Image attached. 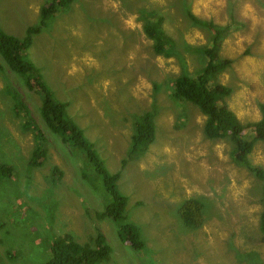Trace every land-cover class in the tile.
Masks as SVG:
<instances>
[{
  "label": "rangeland",
  "instance_id": "374dc122",
  "mask_svg": "<svg viewBox=\"0 0 264 264\" xmlns=\"http://www.w3.org/2000/svg\"><path fill=\"white\" fill-rule=\"evenodd\" d=\"M47 3L0 0V28L23 38ZM146 11L163 17V29L178 44L172 56L154 53L142 29ZM187 11L219 27L243 24L222 40L219 57L232 64L216 81L231 89L224 100L241 124L260 119L264 0H73L33 38L28 60L53 100L65 105L64 118L93 146L106 175H120L125 223L137 228L144 246L122 242L120 223L98 220L113 201L106 176L77 146L47 129L41 96L5 69L0 166L13 171L0 177V264H44L52 243L65 234L93 246L97 233L111 248L109 259L97 264H264L263 182L232 161L233 144L204 135L205 116L196 106L173 99L174 80L203 68L206 60L194 49L208 46L213 35L206 24L193 26ZM20 100L25 115L14 110ZM145 113L155 125L154 141L131 152L135 121ZM34 131L45 147L44 163L35 169L28 164ZM244 136L252 139V129ZM248 162L264 170V142L254 143ZM188 201L201 205L199 218ZM186 213L201 226L187 225Z\"/></svg>",
  "mask_w": 264,
  "mask_h": 264
},
{
  "label": "trees",
  "instance_id": "16d2710c",
  "mask_svg": "<svg viewBox=\"0 0 264 264\" xmlns=\"http://www.w3.org/2000/svg\"><path fill=\"white\" fill-rule=\"evenodd\" d=\"M72 2L73 0H50L49 4L47 3L40 9L39 22L34 26L28 27L23 38L9 36L0 28V70L8 69L10 72L25 78L27 91L38 93L42 98L40 116L47 129L54 134L60 135L65 142L77 146V149L81 150L86 159L94 164L97 172L106 176V189L113 201L103 213L97 214V218L98 220L109 218L113 222L120 223L121 231L119 237L122 242L130 243L133 249H140L139 247H143L144 243L140 239V235L134 231L137 228L125 223L124 209L127 205V199L117 189L120 175H106L101 168L103 163L98 158L93 146L84 138L82 130L74 121L64 118L65 105L53 100L50 90L41 81L39 69L28 60V50L32 45L33 38L43 32L48 21L53 20L57 14L67 10ZM142 18L144 19L143 32L152 41L154 53L167 58L172 56L178 49V44L163 29V17L153 11H146L143 13ZM186 18L193 26L199 28H203L204 24L208 25L213 35L208 46L194 49L202 54L206 60L203 68L195 75L182 76L174 80L173 99L177 102L184 101L196 106L200 113L205 116L204 135L209 140H226L230 145L233 144L232 161L237 165L243 166L248 172L263 182L261 199L263 207L259 216V229L264 241V170L252 166L248 162V156L252 153L254 143L264 142V104L258 106L260 112L259 120L254 123L241 124L235 114L229 110L224 100L225 97L231 94V89L220 85L216 81L217 76L225 72L232 64L231 60L219 57L222 40L232 30L231 27H234V30H238L243 24L239 21H231L229 25L219 27L213 25L212 22L208 23L197 18L190 11L186 12ZM14 110L16 112L22 111L24 115L28 113L21 100L20 103L16 104ZM135 122L131 136L133 143L131 152L140 148L139 152L141 153L154 141L155 125L151 115L148 113H145ZM29 123L30 121L26 119L25 129L27 130L29 129ZM248 129H252L253 133V137L250 140L245 139L244 136L245 130ZM34 141L35 147L28 163L29 167L33 169L40 168L43 165V154L45 151L43 138L37 131H34ZM72 144L69 145L75 147ZM124 164L125 162H123ZM12 171L13 168L8 164H2L0 166V177L8 178L11 176ZM54 173L56 174L57 171L55 170ZM188 202L194 208L195 217L199 218L201 205L191 201ZM182 219L191 228H199L202 224L200 220L195 222L188 213L184 214ZM110 255L111 248L102 233L96 234L93 246L81 245L69 234H65L52 243L50 258L44 264H97L108 260Z\"/></svg>",
  "mask_w": 264,
  "mask_h": 264
},
{
  "label": "crops",
  "instance_id": "0c3cea01",
  "mask_svg": "<svg viewBox=\"0 0 264 264\" xmlns=\"http://www.w3.org/2000/svg\"><path fill=\"white\" fill-rule=\"evenodd\" d=\"M73 238V237H72Z\"/></svg>",
  "mask_w": 264,
  "mask_h": 264
}]
</instances>
